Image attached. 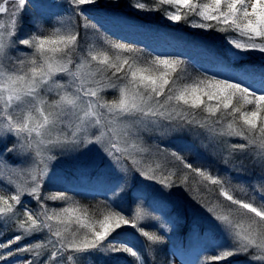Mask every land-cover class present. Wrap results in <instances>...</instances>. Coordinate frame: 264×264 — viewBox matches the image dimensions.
<instances>
[{"label":"snow or ice","instance_id":"6c2138e0","mask_svg":"<svg viewBox=\"0 0 264 264\" xmlns=\"http://www.w3.org/2000/svg\"><path fill=\"white\" fill-rule=\"evenodd\" d=\"M67 4L72 15L81 19L82 25H62L48 31L41 24L34 26L35 32L22 34L21 21L25 13L38 10L40 5L36 0L0 2V14H9L11 18L8 26L0 22V174L5 168L10 171L4 186L13 193L0 194V215L17 217L14 234L0 242V264H17L21 261L20 253L31 256L23 259L22 264L75 262L96 253L125 254L137 264H145L132 242L135 235L152 244L164 242L162 235L144 226L159 219L150 211L154 207L153 199L142 192L147 206L137 205L129 215L123 210L102 211V219L97 220L89 217L86 209L77 215L80 208L73 207L76 202L66 192L58 191L48 194L45 199L64 201L68 206L49 209L41 200V189L52 179L49 163L57 157L50 153L59 148L62 153L70 149L82 154L98 148L117 172L111 191L123 192L127 175L120 166L121 161L130 159L134 166L138 163L129 151L131 121L136 118H177L203 128L209 125V118L220 113L219 119L224 115L232 117L226 134L244 141L230 145L229 151L245 155L251 154L249 149L256 148L264 157V72L260 73L257 86L249 67L238 62L237 67L220 70L229 73L225 78H217L220 73L210 77L205 75L197 77L192 84L176 87L172 75L178 69L184 71L181 66L185 64L179 57L156 55L142 63L139 57L119 55L137 52V49L111 41L105 43L117 53L115 57L109 56L108 51H94V45L88 47L86 56L82 55L79 28H95L88 21L89 9L97 4V0H67ZM132 7L141 11H161L175 23L188 22V17L195 15L199 19L193 20L191 27L235 33L227 39L236 56L251 52L264 55V0H156L155 7L147 0H135ZM22 48L27 51L21 52ZM13 52L17 55H12ZM170 85L169 94L165 95V88ZM107 89L117 90L119 99L105 100L102 93ZM49 95H55L56 99L49 101ZM173 101L177 106H186L189 111L183 107L169 110ZM245 105L251 106V110L241 111ZM46 106L52 111H46ZM197 109L207 113L203 122L193 114ZM34 113L39 114L42 123L36 120ZM238 114L239 123L236 122ZM130 147H136L135 141ZM169 155L188 170L181 178L182 184L186 185L188 174H194L202 181L218 186L219 196L230 202L225 214L214 215L227 244L218 243L212 249L216 254L202 264H214L240 255L247 256L249 264H264V189L253 185L254 192L247 199L238 198L230 180L213 175L205 168L193 167L178 152ZM168 163L165 157L155 167L142 166L134 171L146 180L159 183L162 188L171 189L176 186L171 177L177 170L168 168ZM261 167L264 168V159ZM158 171L160 175H157ZM165 171L167 175H164ZM13 176L17 179H12ZM259 179L264 185V172ZM3 183L0 180V184ZM240 191L247 195L246 189ZM25 196L37 202L38 210L34 213L25 206L23 218H20L17 208ZM232 206H235L234 210ZM206 210L214 212L213 208ZM73 217L78 225L75 231L67 227ZM38 232L47 233L46 241L21 243ZM68 253L71 254L66 255Z\"/></svg>","mask_w":264,"mask_h":264},{"label":"rangeland","instance_id":"374dc122","mask_svg":"<svg viewBox=\"0 0 264 264\" xmlns=\"http://www.w3.org/2000/svg\"><path fill=\"white\" fill-rule=\"evenodd\" d=\"M143 2V1H142ZM107 4V2H106ZM109 6V4H107ZM34 13V9L32 10ZM10 15H6V18L0 19V22H3L6 26L10 23ZM108 19H111L108 17ZM162 21H167L170 23H175L172 21H169L168 19L164 17L161 18ZM83 22H79L76 18H69L64 23H62L60 26H71L73 24H81ZM58 26V27H60ZM26 29V28H25ZM24 29V30H25ZM113 29H116V25L113 27ZM32 31V30H31ZM80 33L85 31V29L81 26L79 28ZM87 35L82 37L80 39V47H81V54H85L88 51V47L90 45H94V51H108L109 56L115 57L117 53L114 50L108 49L105 46L101 49L99 48V45L97 43V38H99V35H96L97 32H94L90 27L86 30ZM30 33V30L27 29L24 31V34ZM234 36V35H232ZM230 36V37H232ZM206 40L210 39H199L198 41L203 44V48L205 51L209 52L208 50V41ZM89 41V44H88ZM100 41L107 45L105 43V40L103 38H100ZM197 41V40H196ZM210 44L212 46H219L217 42H214L210 40ZM223 49H226V52L229 56L233 57L235 59L241 58L243 60V64L249 67V71L253 73L258 86L259 76L261 72H264V58H252V54H257L258 52H251L248 54H242L240 56L235 55V51L232 48V46L229 44L228 39L221 44ZM87 48V49H85ZM135 49V48H134ZM86 50V51H85ZM27 51L26 49H21V52ZM113 52V53H111ZM137 56H142V52L137 51ZM260 54V53H258ZM12 55H17V53L13 52ZM121 56H130L129 52H123L119 53ZM136 56V57H137ZM251 58V60H250ZM205 65H211L213 64L214 67L217 69H231L229 65L225 64L223 66L221 64V61L217 58L214 61H211L209 57H204L202 59ZM93 66H95L93 64ZM226 75L229 73L227 71H224ZM109 75L111 73L109 72ZM119 75V74H118ZM183 77H186L184 74L179 75V80L176 81V87H182L186 84H192L191 82H186L183 80ZM219 78V76H217ZM173 80V79H172ZM184 81V82H183ZM182 82V83H181ZM91 87L92 85H88ZM169 87L165 88V95L169 94ZM173 95H175V92H172ZM104 95V93H103ZM105 100L106 97L103 96ZM111 97V96H110ZM113 98V97H111ZM53 99H56L55 95H49L48 100L51 101ZM119 99V98H118ZM207 100V97H205ZM161 103L164 101V97H160ZM213 104L215 101L212 102ZM234 103V102H233ZM236 106H239L237 102L234 103ZM177 107V110H179V107H183L185 111H189L186 106H183L182 104L180 106H177L175 102L173 101L169 105V110L171 108ZM245 105L242 107L241 111H250L251 107ZM46 111H52V109L45 107ZM231 111V109H229ZM201 112V111H200ZM195 115V118L197 120H200L203 122V119L207 116V113L204 112V115L201 116L198 114V112L194 111L193 113ZM34 116L36 117V120L39 122H43L42 118L39 116L38 113H34ZM221 114L217 113L216 117L209 118V125L207 127H199L197 124L193 123L191 125H188L185 121L182 119L172 118V119H165L163 117H156V118H148V119H141L136 118L134 121H131L132 127H131V135L129 136V151L132 153L133 157L138 161V163L134 166L130 159H124L121 161L120 166H122L126 170L127 179L130 177L131 182H136V186L129 187L130 185L124 186V191L129 187L131 191L135 189V192L142 191L147 193H153L154 195L158 194V190L154 189L153 187H150L149 185H153L157 182L146 180L141 175H139L138 172L134 171V168H140V167H155L157 163H160L164 160L165 157H167V160L169 161L168 156L171 152H178L182 156L185 157L186 161L188 163H192L193 167H202L206 170L210 171L213 175H220L221 169L223 165L227 166V171L225 172L228 177V180H230L231 187L235 190L234 195L240 196L241 194H244V192H241L240 189L244 188L247 190V195L252 194L254 192L253 185H259L262 189H264V185L260 184V174L264 172V168L261 167V161L264 159L262 155L258 152L256 148L249 149V153L251 154H245L240 155L237 153H232L229 151V146L233 145V143L236 140L243 139L240 137L235 136H229L226 134L227 125L229 122L232 121V117L228 115H224L222 119H219ZM192 116H189V119H191ZM238 119V120H237ZM236 122L239 123V114L236 117ZM63 130V127L61 128ZM35 138V137H34ZM132 141H135L136 147L132 148L130 147V144ZM122 147L125 145H121ZM228 147V148H227ZM225 151V153H224ZM51 155H55L57 157L56 160H53L49 163V175L52 176V179L47 180L41 189V192L43 193L44 197H46L50 193L61 191L60 188L64 187H77V188H97V189H104L111 195L113 200L120 199L119 195L121 194V191H117L114 193L111 191L112 182L117 177L116 169L113 167V164L110 163L109 158L98 148H92L91 150L84 152V153H78L75 151H71L70 149H66L63 151L57 148L54 149L51 153ZM231 154H234L233 156H236V159L231 158ZM172 158V157H171ZM9 161L11 162V158H9ZM143 162L141 164L140 162ZM148 162V163H147ZM219 162H224L223 164ZM228 162V163H226ZM169 164V163H168ZM229 164V165H228ZM254 164L260 165V167H255ZM168 166V165H167ZM183 167V165L181 164ZM23 167V166H22ZM181 168V167H179ZM220 168V169H219ZM246 168H255L254 171H249L248 174L244 172ZM182 169V168H181ZM185 170V169H184ZM188 170H185L184 172H178V180H176V186L171 188V191L166 190L168 193L167 195L170 196L171 202H170V208L172 206H175L176 209H178V203L180 202L179 197H181L182 200H186L188 202H191L188 213L189 216L195 217L196 224L199 226L202 225H209L212 228H216L219 231V238L214 237H203L201 235L195 234L192 240V246L186 249L185 251H181L178 248L172 249L173 257H171L169 264H202L204 259L201 261L199 254L201 252H204L205 250H210L211 248H214L218 243L220 244H227V240L224 236V233L221 231L217 221L214 219V215L218 214H225L228 210L224 205L221 206L219 202H214V200H208L206 201L204 195L200 194L198 182L194 183L193 188L191 191L187 192L181 189H178L179 186H177L178 182H181V178L187 173ZM166 172V171H165ZM164 172V173H165ZM157 175H160V172H157ZM10 176V171L5 168L4 172L0 174V180L8 181ZM190 177L195 178L194 174H188V179ZM12 179H17V177L13 176ZM24 179V178H21ZM197 179L201 183L207 184V182L202 181L200 177L197 176ZM173 180V179H172ZM174 180V181H175ZM196 184V185H195ZM180 185H183L182 183ZM213 196L209 195L208 199H212ZM223 197L219 196V200H223ZM243 199V198H242ZM259 199V197H257ZM225 200V199H224ZM225 202H227L225 200ZM207 208H213L214 212L209 213L206 209ZM234 209L235 206H232ZM243 210H241L242 212ZM89 212V210H88ZM163 215L157 216L158 218H163ZM97 218V216H95ZM64 227V226H63ZM68 227V225H67ZM73 228H76L73 225ZM182 234L181 230H176L174 233L175 241H177ZM240 257H246L240 259V263L235 264H249L248 257L244 255L240 256H234L232 258H240ZM230 259V258H229ZM229 259L224 261H217L216 263H227L230 262Z\"/></svg>","mask_w":264,"mask_h":264},{"label":"trees","instance_id":"16d2710c","mask_svg":"<svg viewBox=\"0 0 264 264\" xmlns=\"http://www.w3.org/2000/svg\"><path fill=\"white\" fill-rule=\"evenodd\" d=\"M0 2H2V0H0ZM106 2L107 4H109V6L106 4ZM134 2L135 0H97V4L95 6L99 7V9L103 11L106 10L104 8H108L109 13L115 16H119L121 19L128 18V19H136L140 21L146 20L147 22H150V23H163V24L171 25L170 26L171 31L168 32V35H167V41L169 44H166V48L170 49V54H169L170 56L179 57L181 60L185 61V64L181 66V69H184V71H181L180 69H178L177 72L172 75L173 80L180 81L179 79L180 74H184L186 76V77H183V80L184 81L186 80L187 82L194 81L197 77L203 78V76L205 75L209 77L216 75V73L210 72L207 68H204V67L201 68L193 64V62L189 59V54L196 55V57L201 58V57H206V55H209L208 54L209 52L216 53V54L219 53L220 58L226 59L224 63H226L228 59L231 57L226 52V49L222 48L223 46L221 44L224 43L228 37L235 35V33L221 32V31L216 30L215 28L200 29V28L191 27L190 26L191 22L193 20L199 19L195 15H190L188 17V22L181 21L179 23H170L167 21H162L161 18L164 17L163 12L138 10L132 7V4ZM147 2H149L153 7L156 6V0H147ZM201 2H206V0H201ZM163 7L167 8L168 6H163ZM6 15L7 14H0V19L6 18ZM91 29L94 32H97L96 35H100L97 29L95 28H91ZM201 38L204 40L210 39L214 42H217L219 46H212L210 44V40H206V42L208 41L207 43H208V50H209V52H207L204 50L203 44H201L198 41ZM178 39H181V40L189 39L190 41H193V44H190V45H188L187 43L181 44V45L176 44L175 46L174 41H177ZM135 48H138V47H135ZM140 50L142 51V56H137L136 52L129 53V54L132 58H136V56L141 58V61H148L153 57L152 55L144 52L142 49ZM251 56L252 58L255 57V59L258 57L264 58V55H261L258 53L252 54ZM241 58L235 59L232 62L229 60L227 65L233 68L237 67V64H235L234 62L236 63L243 62ZM125 69H127V65H125ZM225 77L226 76L219 74V78L222 79ZM108 96L113 97L112 100H115L118 98V92L117 91L110 92ZM235 102L236 101H234V103ZM195 111L198 112V114H200L201 116L204 115V112L201 109H197ZM233 143L238 144V143H242V141L239 139V140L234 141ZM233 155L234 154H231L232 156L231 158L236 159V156H233ZM168 158H169L168 168L177 170L176 175L174 177H171V179L178 180L177 173L178 172L182 173V171L184 172L185 170L179 162L174 160V158H171V156H168ZM219 163L223 164L224 162L223 163L219 162ZM254 166L260 167V165H257V164H254ZM179 167H181L182 169ZM222 167L224 169L223 170L221 169L222 174H220L219 176L222 179L228 180L227 175H224L226 174L225 172H228L226 170L227 166L223 165ZM253 169L255 168H246L244 172L248 174V172L251 170L253 171ZM164 175H167V172H165ZM196 181L198 182L200 194L204 195L206 201L214 200V202H219L221 206H224L226 204L228 206L230 204V202H225L224 199L219 200L218 186L211 185L210 182H207V184L201 183L197 179L196 175H195V178L190 177V179L187 180L186 185L185 184L180 185L181 182H178L177 183L178 184L177 186H179L178 189L189 192L193 188L194 183H196ZM3 182H4L3 184H0V190H2L0 194H5V195L13 194L9 191L7 187L4 186L7 183L5 181ZM135 184L136 182H131L130 177H129V179H127V183L124 186L126 188V186L130 185L129 187L132 188L136 186ZM149 186L159 191L158 194L156 195H154L152 192L149 194L147 193V191L143 192L145 193L147 198L153 199L154 201V207L151 208L150 211L156 217L159 215H163V214L164 216L163 218H159L157 221L146 223L144 226L146 227L147 230H150V231L156 232L159 235H162L164 237V242L162 244H152L151 242L147 241L146 238H143L139 236L138 234L135 235V239L132 242L135 245L136 249H138L140 253L142 254V259L145 262V264H166V262L167 264H169L171 260L170 256L173 257L172 249L174 248H178L179 250L187 249L191 245L195 234L201 235L203 237L206 236V237H214V238H216L214 235L215 233L219 234V231L216 228H212L209 225L199 226L195 223L196 218L189 216L190 214L188 213V208L191 202L182 200L181 197H179L180 200L178 201L180 202H177L179 206L178 209H176L175 206H172V208H170L171 198L167 194L169 193V191H171V189L162 188V186L159 183H155ZM129 187L125 190V192H121V194L119 195L120 199L118 198L116 201L104 195L97 194V193H90V192H85V191H74V190H67L64 192L67 193V195L71 198L72 201L76 202L75 204H73V207L79 206L80 212L77 213V215L82 214L84 210L86 209L87 215L89 217L95 218V216H97V218L95 219L99 220V219H102V215L99 214L102 211L106 212L108 210H111V211L123 210L125 215H129L132 209L135 208L137 205L147 206L146 201H145V195L141 194L142 191L136 190L137 192H135V189L137 188L136 187L132 192L131 189H129ZM166 190L168 191V193L166 192ZM171 192L174 193L173 191ZM209 195L213 196L212 199L211 198L208 199ZM250 195L251 194H248V195L241 194L240 196H237V197L247 199L248 196ZM22 200L23 201L20 207L17 208V214L20 218H23V211H24L25 206L33 210L34 213L38 210L37 202L33 198L25 196ZM41 200L49 209H60V208L68 206V203L64 201H51V200L45 199L42 192H41ZM93 203H94V207L92 208ZM117 205H119V207H117ZM227 206L225 207L227 208ZM16 219L17 217H7V216L0 215V242H4L7 237H11L14 234V230H15L14 221ZM67 225H68V228L71 229L72 231H75L78 228V225L76 224L74 217L68 221ZM73 225L76 228H73ZM160 225H164V227H160ZM61 227H63V225H61ZM181 229H182L181 237L177 241H175L174 233L176 232V230H181ZM125 231L129 233L132 232L131 229H125ZM16 232L18 233V230H16ZM46 238H47V233L38 232V233L31 235L27 241H22L21 243L46 241ZM50 247L51 246H49V248ZM70 254L71 253H68L66 255H70ZM212 255H214V253L203 254L204 260L206 258H210ZM20 257H21V261H17V264H22V260L25 258H28V259L31 258V256L26 253H20ZM242 258H246V257H240L239 259H242ZM60 264H137V261L133 260V258L125 254L114 255L110 253H96L86 258H79L75 262L64 260V261H61ZM216 264H221V263L219 262Z\"/></svg>","mask_w":264,"mask_h":264},{"label":"bare ground","instance_id":"6f19581e","mask_svg":"<svg viewBox=\"0 0 264 264\" xmlns=\"http://www.w3.org/2000/svg\"><path fill=\"white\" fill-rule=\"evenodd\" d=\"M90 19H92L94 22H101V21H103V22H107L108 21V17H106L105 15H104V13H98V15L97 16H91L90 15ZM85 49H87V48H85ZM86 54H87V52L85 53V54H83V55H85L86 56ZM148 163V162H147ZM94 207V203H93V205H92V208ZM97 212H99V211H97ZM99 214H101V213H99Z\"/></svg>","mask_w":264,"mask_h":264}]
</instances>
